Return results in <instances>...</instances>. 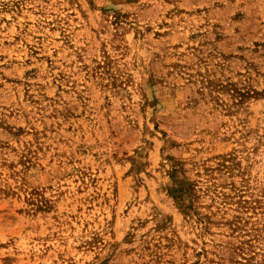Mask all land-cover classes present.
<instances>
[{"label": "rangeland", "instance_id": "rangeland-1", "mask_svg": "<svg viewBox=\"0 0 264 264\" xmlns=\"http://www.w3.org/2000/svg\"><path fill=\"white\" fill-rule=\"evenodd\" d=\"M0 264H264V0H0Z\"/></svg>", "mask_w": 264, "mask_h": 264}]
</instances>
